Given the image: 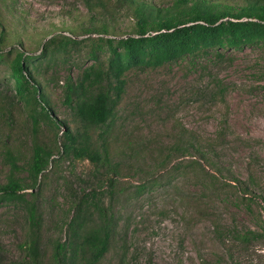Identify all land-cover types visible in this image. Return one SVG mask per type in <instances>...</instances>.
<instances>
[{
  "label": "rangeland",
  "instance_id": "374dc122",
  "mask_svg": "<svg viewBox=\"0 0 264 264\" xmlns=\"http://www.w3.org/2000/svg\"><path fill=\"white\" fill-rule=\"evenodd\" d=\"M129 11L111 10L93 19L81 0H0V30L6 34L0 50L34 55L51 36L70 35L79 41L72 63L50 65V73L62 80L87 64L86 37L98 34L83 29L106 23L118 34L131 25L124 17ZM6 67L0 62V183L10 173L6 148L17 156L15 175L26 178L32 138L26 107L10 87ZM125 79L115 121L105 135L107 160L95 163L56 152L37 178L34 197L27 192L23 202L0 201L5 263L16 264L23 254L29 231L26 201L35 200L42 213L44 264H54L52 246L68 237L73 204L94 189L115 220L98 264H264V235L243 234L259 229L264 218V43L229 48L221 57L186 56L154 69H133ZM41 83L54 117L82 131L59 86ZM106 127L87 132L98 147ZM182 127L201 146L213 144L208 165L196 147L180 156L169 149ZM53 129L40 123L38 142L53 146ZM192 160L201 166L187 165Z\"/></svg>",
  "mask_w": 264,
  "mask_h": 264
},
{
  "label": "trees",
  "instance_id": "16d2710c",
  "mask_svg": "<svg viewBox=\"0 0 264 264\" xmlns=\"http://www.w3.org/2000/svg\"><path fill=\"white\" fill-rule=\"evenodd\" d=\"M81 1L93 19L98 17L97 14L104 15L111 10H130L124 17L128 18L131 25L118 34L109 30L106 23L91 24V28L83 29L98 36L86 37L89 42L85 53L87 64L78 66L75 74L66 73L61 80L57 72L50 73L52 64L72 63V48L79 41L70 35L51 36L42 43L39 53L34 55L13 48L14 54L8 59V53L13 49L6 53L0 50V62L7 65L10 87L15 91L17 100L26 107L32 132L25 179L15 175L19 168L16 154L9 148L4 150L10 173L6 181L0 183V201L23 202L27 192L34 197L37 178L48 169L56 152L60 156L72 155L95 163L109 158L105 135L111 131L115 121L116 105L124 91L128 71L154 69L186 56L211 53L221 57L223 51L229 48L241 49L247 45L264 43V0H244L242 3L170 0L161 5L152 0ZM5 36L2 28L0 49ZM40 68L45 74L40 72ZM42 80L59 86L63 102L81 125L82 131H73L65 121L54 117L50 100L43 91ZM40 123L53 126V146L38 142L36 133ZM105 125L106 129L99 133L97 139L100 141L98 147L87 132ZM176 136L177 140L169 145V149L177 151V156L185 155L196 147L203 161L209 164L211 152H214L212 143L201 146L183 127L177 129ZM58 139H62L60 149ZM188 162L187 165H200L197 160ZM211 176L216 177L215 174ZM109 182L111 185V179ZM235 185L240 186L238 182ZM142 188L143 185H140ZM246 205L249 207L248 203ZM72 208L75 214L68 223V237L63 241H55L51 258L54 264H98L107 252L115 231L114 212H108L96 197L94 189L83 193ZM25 218L29 231L22 245L23 254L16 264H44L41 247L42 213L33 199L26 201ZM259 226V229L243 234L264 235V218L260 219ZM2 251L0 243V264H6Z\"/></svg>",
  "mask_w": 264,
  "mask_h": 264
}]
</instances>
